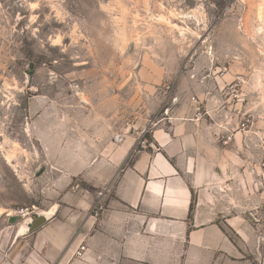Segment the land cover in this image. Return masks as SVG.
<instances>
[{"label":"rangeland","instance_id":"1","mask_svg":"<svg viewBox=\"0 0 264 264\" xmlns=\"http://www.w3.org/2000/svg\"><path fill=\"white\" fill-rule=\"evenodd\" d=\"M194 97L264 244V0H0V210H50L97 120L148 142Z\"/></svg>","mask_w":264,"mask_h":264},{"label":"crops","instance_id":"2","mask_svg":"<svg viewBox=\"0 0 264 264\" xmlns=\"http://www.w3.org/2000/svg\"><path fill=\"white\" fill-rule=\"evenodd\" d=\"M102 123L85 133L94 140L66 143L60 199L43 225L29 232L28 219L0 210V264H264L261 225L228 191L208 103L194 97L164 112L143 147V129L120 134Z\"/></svg>","mask_w":264,"mask_h":264},{"label":"built area","instance_id":"3","mask_svg":"<svg viewBox=\"0 0 264 264\" xmlns=\"http://www.w3.org/2000/svg\"><path fill=\"white\" fill-rule=\"evenodd\" d=\"M194 99V98H193ZM192 99V100H193ZM196 110H199V107L198 106H196ZM245 125H244V123L242 124V127H244ZM143 133V132H142ZM141 138L139 139V141H138V145L141 147H143V146H145V145H147V144H149V142H145V140L143 139L144 138V136H143V138H142V134H141V136H140ZM121 138H122V136L120 135V134H115L114 136H113V141L115 142V143H118L120 140H121ZM102 209H103V206H102V204H99L98 206H95L94 208H93V210H92V212H93V215L96 217V216H98V214H99V212L100 211H102ZM35 214V210H34V207H31V208H29V207H25V208H21V209H19L18 211H17V215L20 217V218H22V219H30L33 215ZM85 252V246L84 245H80V247L78 248V250L75 252V254L77 255V256H81L83 253Z\"/></svg>","mask_w":264,"mask_h":264},{"label":"water","instance_id":"4","mask_svg":"<svg viewBox=\"0 0 264 264\" xmlns=\"http://www.w3.org/2000/svg\"><path fill=\"white\" fill-rule=\"evenodd\" d=\"M129 131H131V130H129ZM46 220H47V218L43 213L38 214L36 216V218L29 220L28 231L29 232L34 231L35 229H37L38 227L43 225L46 222Z\"/></svg>","mask_w":264,"mask_h":264},{"label":"bare ground","instance_id":"5","mask_svg":"<svg viewBox=\"0 0 264 264\" xmlns=\"http://www.w3.org/2000/svg\"><path fill=\"white\" fill-rule=\"evenodd\" d=\"M47 213H48V212H47ZM21 230H23V231L25 230V224L23 225V227L21 228Z\"/></svg>","mask_w":264,"mask_h":264},{"label":"trees","instance_id":"6","mask_svg":"<svg viewBox=\"0 0 264 264\" xmlns=\"http://www.w3.org/2000/svg\"><path fill=\"white\" fill-rule=\"evenodd\" d=\"M149 142V141H148Z\"/></svg>","mask_w":264,"mask_h":264}]
</instances>
